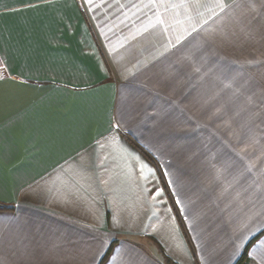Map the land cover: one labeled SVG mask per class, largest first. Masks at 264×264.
<instances>
[{"label":"crops","instance_id":"obj_1","mask_svg":"<svg viewBox=\"0 0 264 264\" xmlns=\"http://www.w3.org/2000/svg\"><path fill=\"white\" fill-rule=\"evenodd\" d=\"M195 2L0 0V264H235L264 229V0Z\"/></svg>","mask_w":264,"mask_h":264},{"label":"rangeland","instance_id":"obj_2","mask_svg":"<svg viewBox=\"0 0 264 264\" xmlns=\"http://www.w3.org/2000/svg\"><path fill=\"white\" fill-rule=\"evenodd\" d=\"M103 7V6H100ZM248 73V75H253L254 80L257 82L264 81V69H248L244 70L243 72ZM253 92H254V99H253V108L255 110V114L258 116L255 117V130H260L261 128L258 126L264 125V83H255L253 84ZM258 150L255 149V152Z\"/></svg>","mask_w":264,"mask_h":264},{"label":"snow or ice","instance_id":"obj_3","mask_svg":"<svg viewBox=\"0 0 264 264\" xmlns=\"http://www.w3.org/2000/svg\"><path fill=\"white\" fill-rule=\"evenodd\" d=\"M89 2H91V0H89ZM162 2H163V0H162ZM185 6H187V5L185 4ZM173 7H175V5H173ZM193 7H196V8L200 7V4H199L198 0H196V2L194 3ZM217 7H220L221 10H223V5L222 4H217ZM158 22L163 23V21H158ZM193 30H195V29H193ZM177 42H179V41H177ZM141 167L144 168V167H147V165L143 164V162H141ZM149 171L152 172L153 170L149 169ZM171 183H172V181L170 180L169 184H171ZM163 191L164 190L162 188H157L156 189V195L157 196L163 195ZM177 203H180V201L178 200ZM251 235H252V231L250 230V231L244 233L243 235H241L239 237V240L236 242V251H239L240 248L244 246V244L248 241V239H249V237ZM259 246L264 248V241L260 242ZM249 255H252V253H249Z\"/></svg>","mask_w":264,"mask_h":264},{"label":"trees","instance_id":"obj_4","mask_svg":"<svg viewBox=\"0 0 264 264\" xmlns=\"http://www.w3.org/2000/svg\"><path fill=\"white\" fill-rule=\"evenodd\" d=\"M263 234H264V229L260 233H258L256 236H254V238L250 241V243L256 241ZM249 244L247 245L245 251L243 252V254L241 255V257L239 258V260L235 264H242L243 263V260L246 257V251H247V248H248ZM108 252H109V250L107 251L106 254H108ZM165 263L166 264H176L175 262L171 261L170 259H168L166 257H165Z\"/></svg>","mask_w":264,"mask_h":264}]
</instances>
